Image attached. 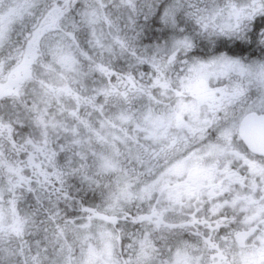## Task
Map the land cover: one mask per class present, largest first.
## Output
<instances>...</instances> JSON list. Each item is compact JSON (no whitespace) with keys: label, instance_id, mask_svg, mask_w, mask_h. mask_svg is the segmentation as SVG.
<instances>
[{"label":"clouds","instance_id":"9594fccd","mask_svg":"<svg viewBox=\"0 0 264 264\" xmlns=\"http://www.w3.org/2000/svg\"><path fill=\"white\" fill-rule=\"evenodd\" d=\"M0 264H264V0H0Z\"/></svg>","mask_w":264,"mask_h":264}]
</instances>
